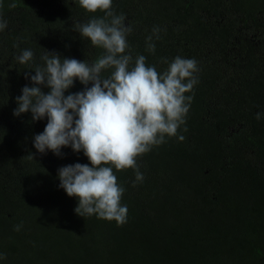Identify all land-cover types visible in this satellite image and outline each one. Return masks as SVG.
<instances>
[{"label": "trees", "instance_id": "obj_1", "mask_svg": "<svg viewBox=\"0 0 264 264\" xmlns=\"http://www.w3.org/2000/svg\"><path fill=\"white\" fill-rule=\"evenodd\" d=\"M112 10L132 27L134 59L160 73L164 60L197 61L185 139L165 137L138 157L142 182L113 168L125 224L77 215L58 169L90 161L71 147L39 153L47 117L13 112L45 51L81 62L103 54L74 24L105 14L79 0H0V264H264V0H112ZM26 49L34 58L22 65ZM84 88L77 79L65 95Z\"/></svg>", "mask_w": 264, "mask_h": 264}, {"label": "clouds", "instance_id": "obj_2", "mask_svg": "<svg viewBox=\"0 0 264 264\" xmlns=\"http://www.w3.org/2000/svg\"><path fill=\"white\" fill-rule=\"evenodd\" d=\"M79 5L88 13L105 14L74 24V31L103 49V54L94 62H81L45 51L41 56L44 66H37L35 75L25 76L33 86L22 88L13 115L30 112L33 121L47 117L44 131L34 137L39 153L52 151L60 156L65 147L76 153L83 150L91 166L76 163L61 167L59 187L69 197L78 198L77 215H96L122 226L128 213L127 206L121 205L125 188L118 184L113 168L133 169L135 182H142L137 158L165 143V137L185 139L178 130L186 124L193 99L185 94L198 83L199 69L195 59L177 56L170 63L164 60L168 67L158 72L155 65L146 64L144 55L133 58L127 41L132 27L123 15L114 13L112 0H79ZM7 26L0 17V31ZM159 32L153 28V35L146 38L147 51L155 52L152 41L153 36L160 38ZM33 58L30 49L17 57L22 65ZM77 79L84 90L66 96ZM42 85L50 89L47 94ZM256 118L260 119L259 113ZM5 258L0 253V259Z\"/></svg>", "mask_w": 264, "mask_h": 264}]
</instances>
